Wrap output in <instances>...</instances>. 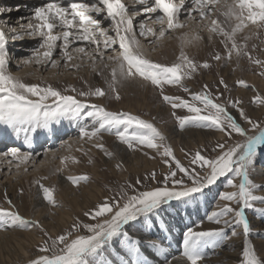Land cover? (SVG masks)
<instances>
[{
    "label": "snow or ice",
    "instance_id": "obj_1",
    "mask_svg": "<svg viewBox=\"0 0 264 264\" xmlns=\"http://www.w3.org/2000/svg\"><path fill=\"white\" fill-rule=\"evenodd\" d=\"M135 3L143 5V8L129 11L122 0H47L33 9L27 24L21 25L24 33H17L13 38L22 40L24 35L39 37V44L32 50V55L24 58L25 64L35 63L51 68L69 67L73 59L83 61L87 58L92 61L94 71L96 63L103 64L105 68L110 66L111 79L108 86L116 94V100L120 99L118 85L141 78L160 89L162 100L173 110L186 109L188 115L185 116H178L175 111L172 113L181 129H214L229 140L234 139L233 134L243 140L218 142L212 149L216 152L214 157L204 155L201 151L186 153V157L191 156L189 164L196 167L185 166L164 143L165 137L153 123L129 112L108 111L101 105L86 102L89 97L106 95L100 87L88 91L66 88L61 92L52 86L22 82L9 70L11 56L6 47L7 36L0 30V125L11 130L17 137L23 133L26 144H30L33 134L50 130L54 124L67 119L75 123L82 140H98L106 132L115 134L120 143L127 145L130 150L151 149L161 157L168 158L164 160L168 170L163 174V179H158L155 172L144 177V181L155 182V187L133 189V195H128L121 189L118 193L119 200H105L84 213L95 223L75 221L69 231L51 240V244L45 241L39 249L43 254L29 261V264H116L115 259L110 258L113 253L120 258L119 264H148L142 249L153 248L164 254L167 248L156 239H133L128 229H138L139 225L138 230H142L149 223L154 226L157 223L155 217L166 211L165 206H171L174 201L188 203L228 174L232 176L227 180V185L235 190L221 193L219 199L227 203L218 205L219 211H213L208 216L210 222L220 227L210 231H186L183 256L190 264H200L205 257L206 247L218 248L231 237L240 235L238 229H242L244 247L241 264H264V257H258L248 247L252 229L245 215V209L254 207L256 202L264 205V196L255 194L261 186L249 178L256 150L264 145V122H257L249 117L240 107V101L230 102L229 106L236 109L240 118L250 126V129H245L230 113L226 104L220 102V96H214L206 84L202 92L190 93L191 102L179 96L165 94V85L179 86L184 92H189L182 81L198 69L209 68L210 64L197 63L183 50L177 58L178 62L171 65L154 62L135 47L139 45V41L134 30L138 26L139 36H153L155 39L151 43L155 44L166 33L185 27L188 21L201 23L207 18L210 20V26L205 25L209 31L208 41L211 42L214 36L223 37L220 43L226 51L224 56L216 52L212 56L213 60L227 62L235 54L238 58L246 56L250 62L264 69V61L254 58L246 50V46L236 40L237 34L247 28L249 23L258 29H264V0H135ZM5 11L10 12L12 9L0 8V13ZM213 13L224 15L227 21L234 18L236 23L227 30L217 19L212 18ZM142 14L146 16L145 20H133L134 16ZM105 20L110 22V26L102 27ZM149 20L161 25L160 29L157 31L148 27ZM181 39L185 44H191L200 41L202 37L183 36ZM116 45L118 47H114ZM109 49L111 54L108 53ZM72 67L79 69L80 65ZM260 75L264 76V71ZM219 83L227 90L228 85L223 79ZM238 83L247 87L243 80ZM68 92L73 94H66ZM254 100L264 106V96L258 95ZM85 120H90L91 123L86 124ZM94 147L105 155L112 156L102 143H95ZM0 156L11 157L10 164L17 159L20 164H24L32 158L33 153L12 147ZM185 177L191 181L190 186ZM69 179L76 185L80 181L86 182L88 178L81 176ZM237 180L238 183H234ZM144 181L137 179L136 184L140 185ZM40 187L44 199L49 204H54L52 190L43 184ZM127 187L132 188V185ZM5 200L8 207H0V232L28 229L30 225L43 231L37 222L26 220L18 211L13 210L15 206L6 195ZM229 228L232 229L231 237L226 236V229ZM44 234L47 235V232ZM165 264H172V261L166 259Z\"/></svg>",
    "mask_w": 264,
    "mask_h": 264
},
{
    "label": "rangeland",
    "instance_id": "obj_2",
    "mask_svg": "<svg viewBox=\"0 0 264 264\" xmlns=\"http://www.w3.org/2000/svg\"><path fill=\"white\" fill-rule=\"evenodd\" d=\"M130 1L134 3H128L127 0H122L128 6L129 11L143 8V5H137L135 0ZM21 2H24V0H14L12 6H4L3 9H12V11H5L1 13L3 14L2 16L0 15V19L3 20L9 17L11 24L8 21L3 22L5 25L12 27L14 32H18L15 31L16 28H18L17 30L20 29V17H24L25 15L27 18L28 16L27 20L23 21L24 24H27L29 16L31 17L33 14V9L46 3L47 0H38L36 5L32 9L30 8V10H25L24 6L21 5L20 8H17L16 5H19L18 3ZM88 2H91V0H88ZM129 4L132 6L129 7ZM22 7L25 11H19ZM223 16L218 13L212 14L213 19H217L223 27L230 30L231 26H229V23L227 26L224 25ZM145 19L146 16L143 14L139 17H133L134 21H142ZM181 19H183V16ZM151 24L154 23L149 20L147 26L151 27ZM205 25L210 26V20L207 18L201 23L190 20L185 27L173 30L170 34L166 33V36L155 44L151 43L155 39L153 36H148L151 38L150 40L139 43L143 48L153 46V50L151 49L150 51L151 58L149 59L154 62L171 65L172 63L178 62L177 58L181 50H183L189 58L195 60L197 63L203 64L204 62H208L210 64L209 68L198 69L197 72L182 81L190 90L189 92H184L179 86L165 85L164 93L179 96L191 102L190 93L202 92L204 90L203 86L206 84L208 85V90L214 96H220V102L226 104L230 113L245 129H250V126L240 118L239 112L236 109L229 106L230 102L240 101V107L244 109L249 117L257 122H264V106L259 105L254 100V97L258 95L264 96V76L260 75V72L264 71V69L250 62L246 56L238 58L235 54L227 62L213 60L212 56L216 52H220L222 56L226 55L224 46L220 43L223 37L214 36V39L209 42L207 39L209 31ZM108 26H110V22L105 20L102 27ZM193 26L197 27L192 29ZM160 27L161 25L156 24L151 28L158 31ZM134 30L137 33L136 38L138 41L145 38L139 36L138 26ZM8 32L5 31L7 41L9 38ZM189 33H192L193 36L200 35L204 37L205 40L203 43L205 46L198 49L193 46H183L181 44V37L187 36ZM25 37L27 38L26 41L15 44V48L18 51L22 49L20 52H25V55L20 59L31 56L32 50L39 44V37L33 38L24 35ZM245 37H248V39L245 40ZM29 39L34 41H32L33 44H28L30 43L28 41ZM173 40H178L180 43L171 53L172 56L167 58L163 51L164 45L171 43ZM236 40L239 44L245 45L246 50L254 58L264 61V29H258L249 23L247 28L237 34ZM165 42L166 44H164ZM22 43L26 44L20 47ZM11 45L13 44L7 42L6 47L11 56L9 70L12 74L15 72L16 74H20L23 71L24 76H16L22 82L29 85L52 86L61 92H64L66 88H75L77 91H88L89 89L94 90L96 87H100L105 91L106 95L104 97H89L86 102L101 105L108 111L129 112L153 123L165 137L164 143L172 149L174 156L185 166L196 167L189 164L191 156L186 157V153L194 154L196 151H201L204 155L214 157L216 152H213L212 149L218 142L232 143L235 140H243L242 137L236 134H233L234 139L229 140L228 137L214 129L196 127L181 129L172 113L175 111L178 116H185L188 115L186 109L173 110L169 104L162 100L160 89L151 85L150 82L143 81L145 85L138 92L126 91V93H121L118 90L120 99L116 100V94L112 93L108 86V82L111 79L110 66L105 68L103 64L96 63L94 71L92 61L87 58L83 61L73 59L69 67L51 68L43 65L36 66L35 63L25 64L24 62L23 64L19 63L16 65L13 58L14 54L11 53L13 52V47H9ZM75 46L73 45V47ZM114 47H118V45ZM154 48L160 51L155 53ZM108 53L111 54V49L108 50ZM61 64H63L62 60ZM72 65H80V67L76 69ZM98 72H102L103 74L97 75ZM94 73L97 75L95 79L93 77ZM138 79L142 81L141 78ZM221 79L228 85L227 90L219 83ZM240 80H243L247 87L241 86L238 83ZM66 94L73 93L68 92ZM79 98L82 100L85 99L84 97ZM68 122L70 120H61L51 127V129L56 130L54 132L58 136L57 138H59L52 147L48 146L49 141L46 140L41 142L43 146H40V149L38 148L37 151H34V155L39 156L35 160L37 161L36 164H38L44 157L45 151L60 152L66 149V145L64 146L63 143L60 144L61 142L67 143L69 140H72V143H78V150L80 149L79 156L76 154H73V156H64L62 158L63 167H58L54 175L50 176L46 174L44 169L39 170L38 174L33 175L32 171L37 166L33 164L31 167L29 165V169L27 168V176L22 175L8 181V178L15 176V171L20 166L18 168H8L6 166L7 164H2L3 160H0V207H8L4 191L8 187L7 185L16 183L14 191L6 195L15 206L13 210L18 211L26 220L37 222L43 229L41 231L40 228H35L30 225L28 229H10L0 232V257L1 255L5 257L4 259H1L2 257L0 258V264H29V261L39 258L43 254L39 249L45 241L51 244V240L57 239L59 235L69 231L75 221L95 223L94 220H90L84 215L86 211L93 210L105 200H111L113 198L119 200L120 196L118 193L121 189L126 191L128 195H133L135 194L133 189L145 190L155 187V182L151 180L144 181V177L150 176L151 173L155 172L157 173L158 179H163V174L168 170V165L164 163V160L168 158L161 157L159 153L151 149L130 150L127 148V145L120 143L115 134L105 132L98 140L88 141L86 138L83 140L80 139L78 128L72 131L70 130L68 133H64V131L59 132V130L63 129V125ZM84 123L88 124L91 121L85 120ZM0 126L4 128L2 125ZM251 134L252 132L249 130V135ZM95 143H102L104 148L112 153V156L109 157L99 148L94 147ZM17 148L21 151H26L24 146ZM218 151L219 149H217ZM65 152L68 153L69 151L67 150ZM54 165L57 166V162ZM94 169L97 176L94 174ZM81 176H86L88 178L87 181H80L79 184L74 185L69 179V177L78 178ZM231 176L232 174H228V176L221 177L216 184L206 189L203 194H197L195 199L185 203L184 206V202L178 203L175 201L172 202L171 206H165L166 211L155 217L157 223L154 226L149 223L142 230H138L139 225L138 229H128L133 239L140 238L142 241H146L149 238L156 239L158 243H161L163 247L167 248V253L164 254L153 248L142 249V254L146 257L148 264H165L166 259L172 261L174 257L182 259L183 263L190 264L186 257L183 256L184 233L189 229L193 231H210L220 227L210 222L208 216L213 211H219L218 205L227 203L219 199L221 193L235 190L227 185V180ZM249 178L253 183L261 186L255 191V194L264 196V145L256 150ZM137 179L144 182L138 185L136 184ZM185 181L189 186L191 185V181L187 177H185ZM234 183H238V180L234 181ZM41 184L52 190L54 204H49L44 199V194L40 187ZM129 184L132 185V188L127 187ZM89 194H96L97 199L91 202L90 206L85 207V199ZM184 209L189 210L187 215H185L186 210ZM245 215L249 219L252 229L248 237V247L252 248L258 257H264V205L256 202L254 207L245 209ZM60 218L65 219L64 225L55 230L60 224ZM231 231L232 229L230 228L226 229L227 237H231ZM45 232H47V235L44 234ZM238 232H240V235L231 237V239L226 240L218 248L206 247L204 249L205 257L200 264H241L244 238L242 229H238ZM2 244H5V246H1ZM108 251L110 252L111 249ZM149 256L155 260L151 261ZM6 257L9 258V261L6 260ZM110 258H114L116 264H119L120 258L115 256V253Z\"/></svg>",
    "mask_w": 264,
    "mask_h": 264
},
{
    "label": "bare ground",
    "instance_id": "obj_3",
    "mask_svg": "<svg viewBox=\"0 0 264 264\" xmlns=\"http://www.w3.org/2000/svg\"><path fill=\"white\" fill-rule=\"evenodd\" d=\"M37 1L38 0H24V2H21V3H18L19 5H16L17 6V8H20L21 6H24V8H25V10H30V8L32 9V7L34 6V5H36V3H37ZM128 1V3H134V2H129V0H127ZM126 2V1H125ZM12 4H14V0H0V8H3L4 6H12ZM21 5V6H20ZM138 5V4H137ZM132 5H130L129 4V7H131ZM24 9H23V7L19 10V11H25ZM32 12V11H31ZM0 15L2 16L3 14H1L0 13ZM139 17V16H138ZM20 18H24V19H18L19 20V25H20V29L19 30H17L18 28H16V30L15 31H18V32H14L13 30H12V27H10L9 25H5L4 24V22L3 21H10V19H9V17H6V19H0V30H3L4 32L5 31H9L8 32V35H9V38H8V43H12L13 45H11V46H9V47H13L12 49H13V52H11L12 54H14V56H13V58H14V62H15V64L17 65V64H23V62H24V59L22 58V59H20L23 55H25V52H20L21 50H17L16 48H15V44L16 43H19V42H22V41H26V37L25 38H23L22 40H16V39H14L13 37L16 35V33H24V29L21 27V25H23L24 23H23V21H25V20H27V18H28V16H27V18H26V16L24 15V17H20ZM29 18H30V16H29ZM223 21H224V25L225 26H227L228 25V23H229V26H234L235 25V20H234V18L231 20V21H227L226 20V18H225V16H223ZM10 23V22H9ZM21 23V24H20ZM11 24V23H10ZM25 25V24H24ZM154 25H156V24H151V27H153ZM3 29H2V28ZM197 27V26H196ZM195 26H193V28L192 29H195L196 28ZM196 34V33H195ZM187 36H189V37H191V36H193L192 35V33H189V34H187ZM208 34H207V39H208ZM202 37V36H201ZM154 38V37H153ZM151 38H144L143 40H140L139 41V43H142V41H147V40H150ZM213 39H214V37H213ZM204 40H205V38L204 37H202V39L200 40V41H194L193 43H191V44H185L182 40H181V44L183 45V46H186V47H190V46H193L194 48H196V49H198V48H202L203 46H205V44L203 43L204 42ZM28 41H30V43H28L29 45H31V44H33V40H28ZM33 41V42H32ZM179 41L178 40H173L171 43H168V44H166V42L164 43V44H166V45H164V49H163V51H164V54H165V56L167 57V58H170L172 55H171V53L179 46ZM26 43H22V44H20V47H23L24 45H25ZM19 47V46H18ZM135 47H138L139 48V51L144 55V56H146V57H148V58H151L150 57V51H151V49L153 50V46H151V47H147V48H143V47H141L140 45H138V46H135ZM11 49V50H12ZM155 49V48H154ZM58 51V50H57ZM146 51H149V52H147L146 53ZM155 51V53L156 52H159L160 50H158V49H155L154 50ZM149 53V54H148ZM154 53V54H155ZM16 58V59H15ZM27 58V57H26ZM17 62V63H16ZM37 66V65H36ZM39 67V66H38ZM14 74V76H24L25 74L23 73V71L22 72H20V74L18 73V74H16V72L15 73H13ZM87 77H88V75H86ZM94 79L97 77V75H96V73H94ZM254 81V80H253ZM252 81V82H253ZM251 82V81H250ZM143 85H145V83L143 82V81H141L140 79H135V80H129V81H127V82H125L123 85H118L117 86V88H118V90L121 92V93H126V91H140V89L143 87ZM75 128H77L76 127V125H75V123L73 122V121H70V122H68V123H66V124H64L63 125V129H61V130H59V132H61V131H64V133H68V132H70V130L72 131L73 129L75 130ZM54 131H56V130H53V129H50V130H41L40 131V133L39 134H33L32 135V142L30 143V144H26V142H25V140H24V134L23 133H21L20 134V136L19 137H17V136H15L12 132H11V130H7V129H5V128H2L1 126H0V154H2V153H4L5 152V149H7L6 151H8L10 148H12V147H21V146H24V148L26 149V151H31L32 153H33V156H32V158L27 162V163H24V164H20V163H18L19 162V160L17 159V160H12V163L10 164L9 163V160H11L12 158L11 157H2L1 156V158H0V160H3V162H2V164H7L6 166L8 167V168H18L17 167V165L19 164V166H20V168L19 169H17L15 172V176L13 177L12 176V178L10 177V178H8V181L10 180V179H15V178H18V177H20V176H22V175H25V176H27V174L26 173H28V170L27 171H25V169H29L30 167H31V165H33V164H35V165H37L36 166V168L32 171V174L33 175H36V174H38L39 173V170H41V169H44L45 170V172H46V174H48V175H54V173H55V171L57 170V168L58 167H60V168H62L63 167V163H62V158L64 157V156H73V154H76V155H78V154H80V152H79V150H78V148H79V146H78V143L77 144H74V143H72L73 141L71 140H69L67 143L66 142H61L60 144H64V146L66 145V149H64V150H61L60 152L59 151H51V150H47V151H45L46 153H44V157L38 162V164H36L37 163V161H35L36 159H37V157H39V156H36V155H34V151H37L38 150V148L40 149V146H43V145H41V142L42 141H49V145L48 146H50V147H52V145H54L55 144V141L57 142L58 140H59V138H57L58 136H56V133L54 132ZM12 144V145H11ZM9 145H11V146H9ZM119 148H121V147H119ZM69 151L68 153H66L65 151ZM23 152V151H22ZM123 152L125 153V151L123 150ZM79 156V155H78ZM17 162V163H16ZM55 162H57V166L56 165H54V163ZM1 164V165H2ZM29 165H30V167H29ZM133 167V166H132ZM137 168V167H136ZM17 173H19L18 175H16ZM96 173V171H95V169H94V174ZM96 175V174H95ZM17 176V177H16ZM97 176V175H96ZM8 187L5 189V191H4V194H6V195H9V194H11L13 191H14V189H15V186H16V183L15 184H13V185H7ZM60 188V187H59ZM0 192H1V187H0ZM96 194H89V196H87V198L85 199V204H84V206L85 207H88V206H90V204H91V202H93V201H95L97 198H96ZM179 203V202H178ZM184 204L185 203H183V206H184ZM83 206V205H82ZM83 208V207H82ZM185 208H187V207H185ZM180 210H182V209H180ZM184 210H186V209H184ZM189 212V210L187 209L186 211H185V215H187V213ZM59 222H60V224H59V226L57 227V228H55V230L56 229H58V228H60V227H62L63 225H64V222H65V219L64 218H60V220H59ZM1 235H3V234H1ZM3 237V236H2ZM1 237V238H2ZM6 242V241H5ZM1 246H5V244H2ZM167 253V252H166ZM173 255V254H172ZM2 257V258H1ZM1 259H4L5 257L4 256H2L1 255ZM151 259V261H154L155 259L154 258H152L151 256H149ZM6 260L7 261H9V258L8 257H6ZM158 261V260H157ZM156 261V262H157ZM159 264V263H158ZM172 264H187L186 262H184L183 263V260L182 259H180V258H176V259H174V260H172Z\"/></svg>",
    "mask_w": 264,
    "mask_h": 264
}]
</instances>
